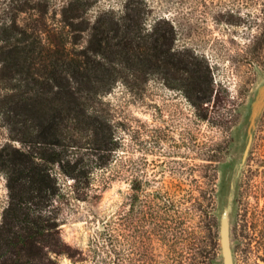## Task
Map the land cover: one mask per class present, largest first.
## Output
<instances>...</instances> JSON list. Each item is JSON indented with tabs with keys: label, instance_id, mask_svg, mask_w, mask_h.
<instances>
[{
	"label": "rangeland",
	"instance_id": "1",
	"mask_svg": "<svg viewBox=\"0 0 264 264\" xmlns=\"http://www.w3.org/2000/svg\"><path fill=\"white\" fill-rule=\"evenodd\" d=\"M51 1L48 15L56 20L65 0ZM30 2L0 0V26L12 18L26 22ZM149 2L146 23L171 29L170 47L179 68L169 74H143L141 88L118 81L101 97L99 107L110 118L120 144L112 151L111 171H121L124 179H114L86 201L75 198L73 178L57 163L47 164L55 179L54 230L63 248H44L38 264H88L83 258L91 238L111 220L121 221L118 248L124 264H222L219 215L242 147L241 118L256 84L264 79V0ZM123 4L98 0L89 14L99 8L120 11ZM199 92L207 93L209 100L195 104L192 95ZM2 145L24 147L10 138L0 115ZM32 145L34 151L39 149L38 143ZM256 151L264 154V108L232 201L235 264H264V218L257 221L249 213L246 218L255 232L247 227L240 231L246 222L240 216L239 193ZM90 152L85 146L67 150L73 161ZM8 194L6 174L0 170V224ZM163 196L169 201L164 216L159 205ZM194 205L199 207L195 210ZM253 206L251 201L249 209Z\"/></svg>",
	"mask_w": 264,
	"mask_h": 264
},
{
	"label": "trees",
	"instance_id": "2",
	"mask_svg": "<svg viewBox=\"0 0 264 264\" xmlns=\"http://www.w3.org/2000/svg\"><path fill=\"white\" fill-rule=\"evenodd\" d=\"M97 2L62 1L54 20L48 15L51 0H31L26 22L1 23L0 115L10 138L24 147H0L9 193L0 224V264H38L44 248H63L52 219L56 191L48 163H57L73 178L70 187L81 200L124 179L121 171H111L112 151L120 144L99 107L101 97L118 81L141 88L143 74L179 68L170 47L171 29L146 23L149 0H124L120 11L99 8L90 15ZM192 96L195 104L209 100L207 93ZM35 143L39 149L34 151ZM81 146L91 154L70 160L68 148ZM160 199L164 216L169 201ZM117 224L121 221H104L91 238L83 258L88 264H124Z\"/></svg>",
	"mask_w": 264,
	"mask_h": 264
},
{
	"label": "water",
	"instance_id": "3",
	"mask_svg": "<svg viewBox=\"0 0 264 264\" xmlns=\"http://www.w3.org/2000/svg\"><path fill=\"white\" fill-rule=\"evenodd\" d=\"M264 108V79L259 81L254 89L253 95L248 101L247 109L241 118V139L242 147L231 178L229 180V188L225 195V203L219 215V243L222 264H235L233 257V249L230 239V215L232 210V201L235 195L237 182L240 171L245 164L249 154L251 142L257 121Z\"/></svg>",
	"mask_w": 264,
	"mask_h": 264
},
{
	"label": "flooded vegetation",
	"instance_id": "4",
	"mask_svg": "<svg viewBox=\"0 0 264 264\" xmlns=\"http://www.w3.org/2000/svg\"><path fill=\"white\" fill-rule=\"evenodd\" d=\"M252 155L253 158L251 157L248 164L250 168L247 169V174L243 178L239 193V206L241 207L240 216H243V221L246 222L240 230L242 233L246 227L250 229L251 232H255L254 226H249V223L251 224L252 222H248L246 218L249 213H251L254 220L257 221L264 218V171L262 170L264 169V154L256 151L253 152ZM251 201L254 203L253 209H249ZM262 232L264 233V231Z\"/></svg>",
	"mask_w": 264,
	"mask_h": 264
}]
</instances>
